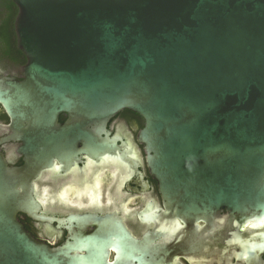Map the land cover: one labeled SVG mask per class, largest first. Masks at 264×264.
<instances>
[{
    "label": "water",
    "instance_id": "1",
    "mask_svg": "<svg viewBox=\"0 0 264 264\" xmlns=\"http://www.w3.org/2000/svg\"><path fill=\"white\" fill-rule=\"evenodd\" d=\"M11 1L27 64L22 81L0 82V105L27 147L21 168L0 155V264H105L37 242L16 215L46 160L37 146L95 152L90 128L122 110L144 119L150 172L182 216L264 223V0Z\"/></svg>",
    "mask_w": 264,
    "mask_h": 264
},
{
    "label": "flooded vegetation",
    "instance_id": "2",
    "mask_svg": "<svg viewBox=\"0 0 264 264\" xmlns=\"http://www.w3.org/2000/svg\"><path fill=\"white\" fill-rule=\"evenodd\" d=\"M17 14L11 0H0V82L24 79ZM66 121L61 114L57 124ZM144 124L138 114L122 110L99 133L90 128L99 149L80 141L68 160L57 143L37 146L47 149L46 160L37 161L34 176L25 180L27 210L16 215L23 229L52 249L69 244L82 248L81 255L104 254L105 264H264V223L235 225L226 209L189 218L168 202L139 140ZM26 147L0 105V155L8 168L25 166Z\"/></svg>",
    "mask_w": 264,
    "mask_h": 264
}]
</instances>
